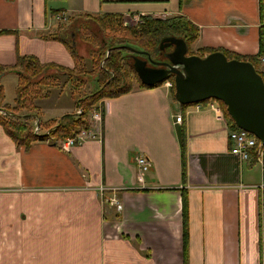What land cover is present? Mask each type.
Listing matches in <instances>:
<instances>
[{
	"label": "crops",
	"instance_id": "obj_1",
	"mask_svg": "<svg viewBox=\"0 0 264 264\" xmlns=\"http://www.w3.org/2000/svg\"><path fill=\"white\" fill-rule=\"evenodd\" d=\"M86 13L184 15L200 28L195 50L242 56L258 55L264 30V0H0V65L34 55L73 69L52 36L64 35L60 14ZM139 85L105 98L101 139L70 151L18 145L0 124V264H184L183 131L188 264H264L262 165L232 153L228 121L208 103L184 107L164 83ZM138 154L153 163L143 183ZM102 186L115 190L121 211L104 206Z\"/></svg>",
	"mask_w": 264,
	"mask_h": 264
},
{
	"label": "trees",
	"instance_id": "obj_2",
	"mask_svg": "<svg viewBox=\"0 0 264 264\" xmlns=\"http://www.w3.org/2000/svg\"><path fill=\"white\" fill-rule=\"evenodd\" d=\"M61 10H55L58 15ZM84 18V19H83ZM123 15L120 14H84L83 16H69L60 29L64 30V35L57 33L52 36L62 41L71 52L75 67L73 69L60 67L51 63H42L34 55L18 56L14 65H0V110L5 114H0V124L6 129L8 135L18 145L29 147L37 141H53L55 139H65L75 136L82 130H88L93 126L92 114L95 109L102 110V103L105 98L119 97L134 89L130 74L140 81L134 66V52L130 47L142 51H147L151 56L161 55L160 42L169 36L183 39L188 45V54H197L205 57L212 52L222 51L229 59L249 61L254 64L258 73L264 78V72L260 69L259 63L264 54V30L260 36V51L255 56H242L221 49L200 48L190 53L192 45L200 37V28L184 15H176L169 18H157L149 15L142 16V22L135 26H127ZM87 46V49L84 48ZM159 46V47H158ZM167 49V48H166ZM157 50V52H156ZM83 51L87 54L84 56ZM155 52V53H154ZM142 58L144 54H138ZM137 55V56H138ZM87 60L89 61L87 63ZM132 61V62H131ZM15 73L18 76L17 92L15 104L6 102L5 90L1 78L8 74ZM69 84L72 98L76 100L75 111L64 114L60 119L51 121L40 120L43 133L34 131L32 118L39 116L40 109L35 104V99L44 97L50 89L56 85L59 78ZM92 78L99 84L97 88L89 93H81ZM169 79L174 82L175 76ZM140 87H148L141 81ZM149 88V87H148ZM175 98V83L171 89ZM176 100V98H175ZM210 99L200 104H206ZM220 105L223 116L228 121L231 131L241 130L227 110V106L222 101H217ZM184 107L189 105L181 104ZM198 105V104H193ZM80 108L81 112L76 110ZM103 111V110H102ZM49 131V132H48ZM182 152L183 168L182 181L183 189V243H184V264L189 262V205L187 183V166L185 161L186 135L182 132ZM249 162L257 163L255 152L251 155ZM118 217V214L117 216Z\"/></svg>",
	"mask_w": 264,
	"mask_h": 264
},
{
	"label": "water",
	"instance_id": "obj_3",
	"mask_svg": "<svg viewBox=\"0 0 264 264\" xmlns=\"http://www.w3.org/2000/svg\"><path fill=\"white\" fill-rule=\"evenodd\" d=\"M160 47L174 48L165 52L169 61H156L149 52L130 47L143 84L154 87L174 75L175 98L180 104L222 101L236 125L264 143V78L253 63L229 59L221 51L205 57L190 55L186 41L174 36L164 38ZM135 54H146L147 60L165 68L148 67L147 60Z\"/></svg>",
	"mask_w": 264,
	"mask_h": 264
},
{
	"label": "built area",
	"instance_id": "obj_4",
	"mask_svg": "<svg viewBox=\"0 0 264 264\" xmlns=\"http://www.w3.org/2000/svg\"><path fill=\"white\" fill-rule=\"evenodd\" d=\"M58 18L67 19V16L60 14ZM261 62L264 63V54L261 56ZM164 85L166 88L172 89L174 87V82L171 79H167L164 82ZM216 102L217 101H210L208 104L212 108L216 109L218 113L223 114L220 105L216 106ZM198 106L201 107L203 104L199 103ZM76 112L80 113L81 109L78 108ZM92 120L93 126L90 129L82 130L75 136H70L65 139H55L54 141L52 139L50 142L60 147L64 151H70L75 146L82 145L87 141L101 139L99 130L103 122V111L100 109H95L92 114ZM175 121L176 123L183 122V116L181 113L175 116ZM34 131L38 134L44 132L39 121L35 122ZM229 137L232 141H234V146L231 149L232 153L238 156L241 160L248 162L251 155L255 152L257 162L261 163L262 165L264 177V143L261 142L256 136L242 129L238 131H230ZM135 163L137 166V179L139 182L143 183L146 172L149 171L153 166L152 160L144 154H138L135 156ZM262 187L264 188V179ZM99 193L104 206L115 207L119 211L123 209V204L116 195L115 190H110L102 186L99 188Z\"/></svg>",
	"mask_w": 264,
	"mask_h": 264
},
{
	"label": "rangeland",
	"instance_id": "obj_5",
	"mask_svg": "<svg viewBox=\"0 0 264 264\" xmlns=\"http://www.w3.org/2000/svg\"><path fill=\"white\" fill-rule=\"evenodd\" d=\"M84 19V18H83ZM124 23L127 26H135L138 25L139 22H142V16L140 18L138 17H133V18H129V19H123ZM162 42V41H161ZM161 42L159 45H161ZM159 47V46H158ZM84 48L87 49V46L84 45ZM162 50V49H161ZM171 50H173V47H169L165 50H162V52H164L162 54V56H165V52H170ZM195 49L192 45L191 48V52H193ZM196 51V50H195ZM157 52V50H156ZM155 53V52H154ZM84 56H86L87 54L85 53V51H83ZM191 55V54H190ZM157 58L161 57V53L159 54V52H157V55L155 56ZM147 59V58H145ZM89 61L87 60V63ZM132 62V61H131ZM130 77L132 78V83L136 86L138 84H140L139 80L137 77H135V74L131 73ZM18 76H16L15 74H12L11 76L8 75L7 77H4L3 81H2V85L4 84V90H5V97L7 100L12 101L16 97V92H17V83H18ZM87 87L81 92L78 93L79 95H82V93H89L92 90H94L95 88H97L99 86V84L95 81L94 78H92V80H90V82H87ZM35 104L39 107L40 109V116L42 117V119H40L39 116H35L34 119L32 118V123L35 125L36 121L42 120L44 122L46 121H51L53 119H60L62 116H64V114L66 113H73L75 111V102L76 100L72 98V94L70 91V87L69 84L65 83L63 78L60 77L59 80L57 81L56 85H54L51 89L50 92L45 95L44 97H38L35 100ZM15 104V103H13ZM72 104V105H70ZM66 109H71L69 112H67L68 110ZM61 111V113H60ZM1 115H4L5 112L0 110ZM59 115V116H58ZM58 117V118H57ZM46 130V129H43ZM49 132V131H48ZM261 163L257 162V165L259 166Z\"/></svg>",
	"mask_w": 264,
	"mask_h": 264
},
{
	"label": "flooded vegetation",
	"instance_id": "obj_6",
	"mask_svg": "<svg viewBox=\"0 0 264 264\" xmlns=\"http://www.w3.org/2000/svg\"><path fill=\"white\" fill-rule=\"evenodd\" d=\"M174 49V48H173ZM172 51V50H171ZM136 56L138 55V54H135ZM142 56H145L144 58H142L140 55H138V57H140V58H142V59H145V58H147L148 59V57H147V55L146 54H144V55H142ZM154 60H156V61H169L164 55L162 56L161 55V57H159V58H157V57H154V56H151ZM147 59H145V60H147ZM148 67H154V68H165L164 66H161V65H156V64H154V63H152L151 61H149V60H147V64H146Z\"/></svg>",
	"mask_w": 264,
	"mask_h": 264
}]
</instances>
